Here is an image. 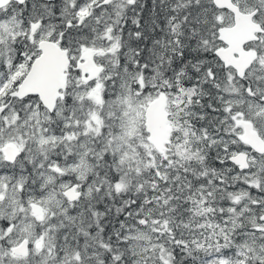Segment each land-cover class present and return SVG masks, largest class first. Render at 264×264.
Here are the masks:
<instances>
[{"label":"snow or ice","instance_id":"obj_1","mask_svg":"<svg viewBox=\"0 0 264 264\" xmlns=\"http://www.w3.org/2000/svg\"><path fill=\"white\" fill-rule=\"evenodd\" d=\"M0 264H264V0H0Z\"/></svg>","mask_w":264,"mask_h":264}]
</instances>
